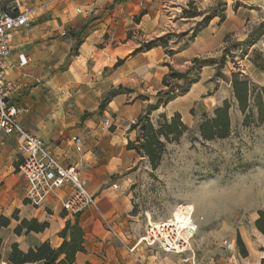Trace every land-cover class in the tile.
Instances as JSON below:
<instances>
[{"label": "crops", "instance_id": "obj_1", "mask_svg": "<svg viewBox=\"0 0 264 264\" xmlns=\"http://www.w3.org/2000/svg\"><path fill=\"white\" fill-rule=\"evenodd\" d=\"M19 4L35 11L32 25L10 37L12 53L5 71L17 84L11 101L23 109L19 121L25 130L41 138L62 165L79 168L96 206L79 217L67 215L62 209L67 187L49 198L47 212L27 204V181L17 171L24 156L22 138L1 135L0 209L4 210L1 217L10 220L9 226L0 227L3 259H8L13 244L24 252L45 242L59 247L63 240L52 224L59 218L64 224L77 222L84 232L86 251L77 254L75 264H191L186 262L190 256H178L183 258L180 262L177 255L149 245L146 235H138L130 187L137 154L127 146L136 136L130 132L131 125L149 106L155 107L158 94L166 91L164 79L170 70L185 72L194 60H207L224 50L233 30L230 17L211 18L193 37L200 16H180L186 0H20ZM130 32L145 40L172 32L185 35L169 48L174 51L171 56L158 46L128 56L116 67L128 54L125 42ZM20 55L28 59L23 67ZM215 67L214 63L201 68L199 79L180 98L192 103L205 74ZM111 91L116 93L97 113ZM175 102L160 106L152 115L179 113ZM108 120L112 127L103 131ZM74 137L81 138L82 144L76 145ZM15 212L18 221L12 219ZM48 212L50 218L45 216ZM33 219L50 227L40 233H14L23 220ZM204 260L197 257L196 264H205Z\"/></svg>", "mask_w": 264, "mask_h": 264}, {"label": "rangeland", "instance_id": "obj_2", "mask_svg": "<svg viewBox=\"0 0 264 264\" xmlns=\"http://www.w3.org/2000/svg\"><path fill=\"white\" fill-rule=\"evenodd\" d=\"M184 9L201 14L192 35L207 24L204 18L223 20L229 16L233 30L224 50L212 57L216 67L205 74L196 99L188 103L180 98L186 92L176 94L174 108L188 126L180 142L166 145L157 168L136 152L130 187L137 233L145 236L149 223H164L177 213L180 218H188L193 213L199 226L195 243L198 239L204 243L194 250L197 257H204L205 264H264V218L261 229L257 225L264 212V121L257 123L256 117L246 118L241 113L232 88L233 74L264 86V0H186ZM171 34L169 48L183 41L185 35ZM200 70L190 76L191 80L199 79ZM225 100L231 103L230 136L202 140L199 130L204 117L212 116ZM175 114L167 115L172 118ZM151 120L157 127L159 116L154 113ZM3 213L0 209V218ZM15 217L19 219L18 213ZM52 224L53 231L59 230L60 234L66 223L57 218ZM225 239L234 243V250L222 246ZM158 249L150 250L157 253ZM0 251L5 253L1 245ZM161 251L162 256L166 255ZM190 255L186 253L183 258Z\"/></svg>", "mask_w": 264, "mask_h": 264}, {"label": "trees", "instance_id": "obj_3", "mask_svg": "<svg viewBox=\"0 0 264 264\" xmlns=\"http://www.w3.org/2000/svg\"><path fill=\"white\" fill-rule=\"evenodd\" d=\"M199 12H190L183 10L184 18H196L200 16ZM204 23H209L208 18L203 19ZM172 34L154 38L151 40L139 39L134 37L130 32L125 42L128 50L126 57L120 58L116 67L121 66L128 56H134L142 52H147L155 47L163 46L167 49L168 55H173L174 51L169 49L168 38ZM195 37V34L193 35ZM192 37V38H193ZM212 65V61L196 59L193 65L186 72H178L170 70L169 75L164 79L166 91L158 94L159 101L155 107L149 106L145 112L131 125L130 132H137L136 139L129 141L128 150H134L139 155L149 159L152 166L157 168L166 151L168 143H178L188 131V126L183 122L182 116L176 113L172 118L167 114L159 115L158 126L156 127L151 120V113L160 106L168 104L176 98V94H184L189 90L195 82L190 76L199 68L206 65ZM214 64V63H213ZM233 95L239 110L246 118L256 117L257 123L264 121V86H256L250 79L244 78L241 74L232 75ZM118 90H121L119 88ZM116 91H111L100 104L97 113H102L110 97ZM231 103L225 100L222 106L216 108L212 116H205L200 126V136L204 141L222 140L230 136L232 132ZM18 212L14 213V219ZM264 218V212H261V218L257 221L258 227ZM19 219H17L18 221ZM10 220L4 217L0 218V227H7ZM50 227L49 223H40L38 220H23L14 230V233L21 235L23 233L30 234L44 232ZM63 242L59 247L54 248L49 242L40 244L39 246L24 252L20 250L17 244H13L6 264H75L78 253H84L85 238L84 232L77 222H66L65 227L59 234ZM0 264H3V256L0 251Z\"/></svg>", "mask_w": 264, "mask_h": 264}, {"label": "built area", "instance_id": "obj_4", "mask_svg": "<svg viewBox=\"0 0 264 264\" xmlns=\"http://www.w3.org/2000/svg\"><path fill=\"white\" fill-rule=\"evenodd\" d=\"M19 1L0 0V136L17 134L22 138L24 156L17 171L27 181L26 203L47 212L49 198L56 197L61 189L67 187L69 193L62 201L63 212L72 217H79L89 208L96 206V198L82 183L79 168L62 165L41 138L25 130L19 121L23 109L11 101L17 84L7 78L5 71L6 60L12 53L10 37L13 32L32 25L35 11L30 7L21 9ZM62 35L66 36L67 33L63 32ZM27 63V57L20 55L19 65L23 67ZM111 127L112 122L108 120L102 130L109 131ZM72 140L76 145L82 144L79 137ZM45 216L51 217L49 212ZM198 232L199 226L193 218V213L188 218H180L177 213L164 223H149L145 241L166 253H190L192 255L186 262L196 264L197 254L194 248L204 244L200 239L195 243ZM222 246L227 250H234L235 247L228 239L223 240Z\"/></svg>", "mask_w": 264, "mask_h": 264}]
</instances>
